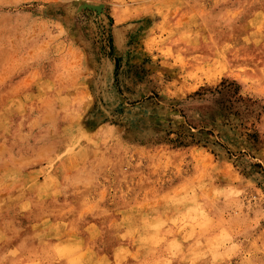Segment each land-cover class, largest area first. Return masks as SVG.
Wrapping results in <instances>:
<instances>
[{
  "label": "rangeland",
  "instance_id": "obj_1",
  "mask_svg": "<svg viewBox=\"0 0 264 264\" xmlns=\"http://www.w3.org/2000/svg\"><path fill=\"white\" fill-rule=\"evenodd\" d=\"M0 264H264V0H0Z\"/></svg>",
  "mask_w": 264,
  "mask_h": 264
},
{
  "label": "bare ground",
  "instance_id": "obj_2",
  "mask_svg": "<svg viewBox=\"0 0 264 264\" xmlns=\"http://www.w3.org/2000/svg\"><path fill=\"white\" fill-rule=\"evenodd\" d=\"M148 225V224H147Z\"/></svg>",
  "mask_w": 264,
  "mask_h": 264
}]
</instances>
